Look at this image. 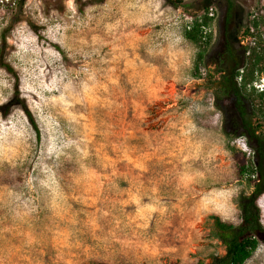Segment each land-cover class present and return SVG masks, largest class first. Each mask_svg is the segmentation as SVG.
Wrapping results in <instances>:
<instances>
[{
    "label": "rangeland",
    "instance_id": "1",
    "mask_svg": "<svg viewBox=\"0 0 264 264\" xmlns=\"http://www.w3.org/2000/svg\"><path fill=\"white\" fill-rule=\"evenodd\" d=\"M15 1L0 0V43ZM183 1L189 11L24 0L6 40L15 75L0 67V264H194L224 253L211 216L237 219L252 151L224 133L215 103L227 101L210 82L226 1ZM232 1L244 10L234 42L256 44L264 71V0ZM201 3L213 18L201 40L212 39L196 77L184 32ZM259 70L248 89L264 87ZM258 206L264 225V193ZM244 264H264V245Z\"/></svg>",
    "mask_w": 264,
    "mask_h": 264
},
{
    "label": "trees",
    "instance_id": "2",
    "mask_svg": "<svg viewBox=\"0 0 264 264\" xmlns=\"http://www.w3.org/2000/svg\"><path fill=\"white\" fill-rule=\"evenodd\" d=\"M175 8L189 11L187 2L183 0H165ZM227 10L225 17H230L232 0H225ZM24 0H16L14 3L15 14L9 23L8 31L2 35L0 43V67L8 73L15 75L13 67L6 60L5 51L9 29L14 22L22 20ZM209 5L201 3L198 10L203 11L200 18L194 16L191 27L184 32V37L196 45L198 52L195 57V75L201 77L198 71L199 65H206V51L211 43L212 35L202 42V27L209 26L212 17L207 15ZM264 10V8H263ZM200 21V22H199ZM247 25L244 35L253 36ZM249 51L246 56V51ZM261 55L257 51V45L241 46L239 43H230L224 48L223 54L213 60L216 65L210 76V82L217 85V93L226 99V104L216 102L217 109L222 114V128L227 136H242L252 151L250 168L240 166L239 174L247 172L246 187L249 191H241L236 198L237 219L224 220L217 215H212V236L224 246L222 255L213 254L209 262L197 260L194 264H244L257 250L264 245V225L261 222V212L258 199L264 193V87L261 90L248 89L254 79V72L258 71L257 63ZM242 70V72H240ZM262 74L264 71L259 70ZM218 75V76H217ZM19 94H16L18 97ZM25 115L35 132L36 139H40L39 126L27 109L25 104L19 102ZM90 264H109L96 261Z\"/></svg>",
    "mask_w": 264,
    "mask_h": 264
},
{
    "label": "flooded vegetation",
    "instance_id": "3",
    "mask_svg": "<svg viewBox=\"0 0 264 264\" xmlns=\"http://www.w3.org/2000/svg\"><path fill=\"white\" fill-rule=\"evenodd\" d=\"M227 10V4L225 6L223 14L218 20V36L219 42L221 43V54H223L224 48L230 43L234 42V37L238 32V28L242 24L243 8L239 2L232 1V9L230 11V17H225Z\"/></svg>",
    "mask_w": 264,
    "mask_h": 264
}]
</instances>
